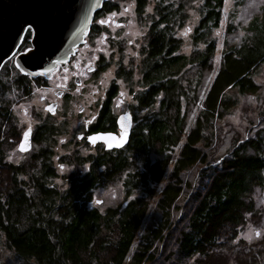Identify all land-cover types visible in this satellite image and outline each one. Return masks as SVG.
I'll list each match as a JSON object with an SVG mask.
<instances>
[{"label": "trees", "instance_id": "trees-1", "mask_svg": "<svg viewBox=\"0 0 264 264\" xmlns=\"http://www.w3.org/2000/svg\"><path fill=\"white\" fill-rule=\"evenodd\" d=\"M193 1L155 0L153 12L146 15L150 0H136L148 33L142 88L135 94L136 104L129 105L134 124L126 149L67 156L89 167L65 176V187L55 183L58 172L47 150L34 154L29 164L0 157V232L21 264H264V234L251 243L237 240L248 222L259 223L264 216V205L258 206L255 198L257 191L264 196L263 112L257 127L249 128L242 139L234 138L223 155L216 154L221 120L237 103L231 90L252 91L253 72L264 62V8L245 27L242 43H223L219 71L189 130L188 113L199 101L203 72L214 67L218 42L213 31L220 26L226 2L197 0L195 46L186 54L178 32ZM116 7L115 0L104 2L95 13L91 34L100 31L96 19ZM235 28L230 25L228 31ZM30 38L28 30L22 45ZM7 69L8 61L0 70V92L12 85L20 94L29 93L35 79L17 68L13 84L2 82ZM130 73L121 75L130 81ZM118 92L113 82L105 111L98 116L100 124L110 119ZM10 104L0 107V136L5 132L7 138L15 130ZM57 129L49 126L43 137H57ZM120 176L125 177L126 196H135L104 211L92 205L93 190ZM157 194L154 208L160 218L141 232Z\"/></svg>", "mask_w": 264, "mask_h": 264}, {"label": "rangeland", "instance_id": "rangeland-1", "mask_svg": "<svg viewBox=\"0 0 264 264\" xmlns=\"http://www.w3.org/2000/svg\"><path fill=\"white\" fill-rule=\"evenodd\" d=\"M115 1L117 7L114 10L96 19L100 31L92 34L90 31L85 37V41L76 48L65 65H58L48 76H40L41 81L39 84H33L31 94L27 96L20 94L21 91L18 87L12 85L9 89L0 92V107L6 101L11 103L12 121L15 128H19L21 131L30 125L43 124L47 120L48 112L44 107L45 101L55 99L60 103L50 121L54 123L60 133L56 135L52 159L58 172L55 183L64 185L62 187L68 185L65 176L77 170L86 171L89 167L86 162L79 166L75 160L68 161L67 156L73 158V155H79L81 158H85L95 153L96 150L93 147L85 142H79L77 134L84 122L98 113L99 101L111 84L115 82L119 85L118 95L114 99V108L117 113L123 112L131 103L135 105V94L142 88L140 78L143 52L147 45L148 21L142 19L143 15L137 11L136 0ZM154 2L155 0H150L148 3L145 10L146 15L153 12ZM190 4L194 5L188 9L185 26L178 32L183 40L182 52L186 54H190L195 46L193 29L200 18L199 2L194 0ZM263 8L264 0H243L242 3H236V0H226L223 19L220 26L213 31L218 42L213 59L214 67L203 72L201 85L198 89L199 101L190 106L188 113L189 130L194 125L198 110L203 107V97L209 91L219 71L217 57H220L223 43L225 41L242 43L245 34H247L245 27L255 16L262 14ZM230 25L237 28L229 32L228 26ZM30 39L8 60V69L1 76L2 82L13 84V79L19 74L15 66V57L31 45ZM197 46L203 47V43H198ZM72 58L73 60H71ZM98 58L106 63V69L102 72H89L87 68L95 65ZM80 61L85 63V67L79 73H74V64ZM122 72L124 74L131 72L132 79L127 80L126 76L121 75ZM75 74L83 75L84 81L81 86L75 84ZM252 80L256 84L252 91L241 94L235 88L236 90L230 92L236 98L237 103L221 120L222 137L216 147L217 155L226 153L232 147L234 138L242 139L247 135L249 128L257 127L260 114L262 112L264 114V62L253 72ZM70 85L72 89L68 88ZM60 90L71 92L70 97L66 99L57 96V92ZM82 107L84 109L81 111ZM141 111L139 114L142 113ZM6 135L7 133L2 132L0 136V157L3 156L5 160L16 164L32 162L33 155L37 154L41 148L40 144L38 143L34 151L22 153L11 136L7 138ZM34 163L38 166L40 160H34ZM124 178L120 176L113 182L96 187L93 190L92 205L104 211L110 206L126 204L129 197L133 198L135 194L126 196ZM110 189L111 191H109ZM157 198L158 194L151 202L152 205L144 219L141 232L146 224L160 218L159 212L154 208ZM255 198L258 206L264 205V196L261 191L256 192ZM263 234L264 216L259 223L248 222L239 232L237 240L243 239L251 243L261 238ZM229 262L235 264V260ZM21 263V258L7 247L5 238L0 232V264Z\"/></svg>", "mask_w": 264, "mask_h": 264}, {"label": "water", "instance_id": "water-1", "mask_svg": "<svg viewBox=\"0 0 264 264\" xmlns=\"http://www.w3.org/2000/svg\"><path fill=\"white\" fill-rule=\"evenodd\" d=\"M105 1L0 0V70L21 47L28 30L31 31V45L15 57V66L21 73L30 77L48 76L58 65H65L85 41L96 11L102 8ZM55 61L59 63L57 66ZM56 106V103H51L47 108L55 113ZM118 123L120 134L95 132L89 135L95 139H88V142H104L109 149L123 147L129 141L133 115L130 112L121 114ZM26 131L29 136L23 134L20 141L24 145L23 151L29 150L32 145L31 130Z\"/></svg>", "mask_w": 264, "mask_h": 264}, {"label": "flooded vegetation", "instance_id": "flooded-vegetation-1", "mask_svg": "<svg viewBox=\"0 0 264 264\" xmlns=\"http://www.w3.org/2000/svg\"><path fill=\"white\" fill-rule=\"evenodd\" d=\"M71 60H73V58ZM84 67H85V63L83 64L82 61L74 64V67H73L75 69L74 73H79V71H82V69ZM106 67H107L106 63L98 58L96 64L92 65L91 67H88L87 70L89 72H102L103 70L106 69ZM82 77H83L82 74H80V75L75 74V84L77 86H81L82 85V82L84 81ZM30 78L31 79H35L34 80L35 83H37L38 80H39V82L41 81V79H40L41 77H30ZM37 84H39V83H37ZM110 87H109V89H110ZM68 88L72 89V86L70 85ZM108 90L104 94L103 98H101L100 101H99L98 113L93 115L92 118H89V119H87L84 122V124L81 127L80 132L77 134V137L79 139V142H85L89 146L93 147L95 150L99 149V150H103V152H109L110 154H115V153H118L119 151H121L123 149H126V147H128V143H129V141L131 139V134H130V137H129V141L126 143V145H124L123 147H119V148L109 149V148L106 147V144L104 142H99V143H96V144H91V143L88 142V136L91 133H95V132H114V133L120 134L121 128H120L119 123H118V117L121 114L126 113V112H130L132 115L134 114L133 111H131V109H129V106L123 112L117 113L115 108H114V106H115L114 105V101L115 100H113L112 103H111V108H110V110H111L110 119L109 118L104 119V122H102V124H100L99 123L100 122V118L98 116H99V113H103V111H105V106H106L107 98H108V95H107L108 94ZM31 92H32V89H31V91L29 93H25L23 95L27 96V95L31 94ZM70 93L71 92H69V91L64 92V91L60 90V91L57 92V96H59L60 98H66L67 99V98L70 97V95H71ZM51 103H56L57 104L56 111L58 110V108L60 106V103L58 101H56L55 99H50V100L45 101L44 107H45V110H47L48 114H47V120L43 124L30 125V126L26 127L23 131H21V129H19V128H14L15 129L14 130V135L11 138L13 139L14 142H16V145H17L18 149H19V144H20V141H21V139L23 137L24 132L27 129L31 130V143H32L31 148L29 150H26V151H23V150L19 149L20 152L27 153V152H30L32 150L34 151V148H36V146L39 143L41 148H40V150H39V152L37 154H41L43 152V150H47V152H49L51 154L53 153V151H54V143L56 141V137H54V136L52 138L51 137L50 138L46 137V139L43 137L45 135L44 132L47 130V128L49 126L53 127V125H54V123L52 121H50V118H51V116L54 113H51L48 110V108H47L48 105H50ZM83 109L84 108L82 107L81 111ZM103 115L104 114H101L100 117H102ZM9 122L10 121L8 120L5 123V127H9V124H10ZM133 124H134V115H133L132 127H133ZM13 125H15V124L13 123ZM131 132H132V129H131Z\"/></svg>", "mask_w": 264, "mask_h": 264}, {"label": "snow or ice", "instance_id": "snow-or-ice-1", "mask_svg": "<svg viewBox=\"0 0 264 264\" xmlns=\"http://www.w3.org/2000/svg\"><path fill=\"white\" fill-rule=\"evenodd\" d=\"M253 6H254V5H253ZM101 22L103 23V21H101ZM29 51H30V50H29ZM0 59H2V57H0ZM217 59H219V57H217ZM18 67H21V68H22L23 66H22V65H18ZM49 110H52V109H51V106H49ZM29 134H30V133H29L28 131H26V132L24 133V136L27 137V136H29ZM88 139H89V141H92V140L95 139V137H91V136H89ZM121 139H123V137H121ZM20 148H21V150L24 149V145H23V143L20 144ZM129 199H131V197H129Z\"/></svg>", "mask_w": 264, "mask_h": 264}, {"label": "bare ground", "instance_id": "bare-ground-1", "mask_svg": "<svg viewBox=\"0 0 264 264\" xmlns=\"http://www.w3.org/2000/svg\"><path fill=\"white\" fill-rule=\"evenodd\" d=\"M59 63H58V61H55V66H57Z\"/></svg>", "mask_w": 264, "mask_h": 264}, {"label": "clouds", "instance_id": "clouds-1", "mask_svg": "<svg viewBox=\"0 0 264 264\" xmlns=\"http://www.w3.org/2000/svg\"><path fill=\"white\" fill-rule=\"evenodd\" d=\"M109 191H111V189Z\"/></svg>", "mask_w": 264, "mask_h": 264}]
</instances>
